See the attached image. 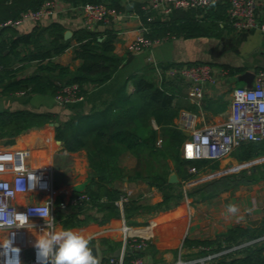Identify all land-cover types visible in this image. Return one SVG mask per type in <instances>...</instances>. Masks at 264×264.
<instances>
[{
    "label": "trees",
    "instance_id": "1",
    "mask_svg": "<svg viewBox=\"0 0 264 264\" xmlns=\"http://www.w3.org/2000/svg\"><path fill=\"white\" fill-rule=\"evenodd\" d=\"M46 1L0 0V96L25 93L55 98L64 86L71 84H77L78 94L86 96L88 85L106 83L125 62V57L115 52L117 32L109 27L103 30L80 27L66 38L67 28L59 21L39 22L28 32L5 25L28 11L40 9ZM62 1L71 6L103 2L117 11L128 7L124 0ZM148 1H133V4L148 29L147 36L152 39L221 37L232 25L229 0H215L207 9H176L164 19L143 7ZM71 47L74 59L81 61L75 68L55 60ZM159 65L162 71L160 81L155 78L157 66L150 64L140 74L131 75L122 87L94 103L87 113L74 108L72 114L62 117L59 112L52 111L0 110V140L12 143L29 129L59 122L53 126L55 139L60 140L69 152L87 151L93 181L83 193L90 196L93 207L102 213L98 221L104 223L122 216L116 204L122 191L114 183L124 176L130 180L146 181L163 192V199L155 204H142L138 199H130L124 207L128 223L137 224L135 216L146 210H169L184 198L183 185L195 174L189 168L196 166L199 170L209 163V159L183 155L187 135L175 122L182 108L175 100L186 92L189 83L181 76L166 74L168 68L182 64ZM32 66L35 67L28 72ZM228 68L231 74L244 69ZM132 80L135 90L130 93L127 87ZM64 106L71 108L70 104ZM127 152L137 158V165L132 169L120 162L121 156ZM234 154L239 160L257 157L264 154V142L244 143ZM217 166L213 164V167ZM173 171L180 179L178 183L169 181ZM251 171L252 175L231 173L203 182L187 194L193 201L206 200L241 184H253L264 178L263 169L256 167ZM78 194L80 192H74V195ZM61 201L59 197L57 203L60 205ZM70 207L69 210H58L66 228L83 225L93 218L90 213L93 207L74 204ZM183 246H201L200 255L223 252L214 258L212 264H264V220L259 225L233 226L213 239L187 237ZM110 249L114 250V247ZM129 253L136 254L137 251ZM130 254L126 255L124 264L131 263L133 256ZM112 255L113 251L109 252L102 264H110Z\"/></svg>",
    "mask_w": 264,
    "mask_h": 264
},
{
    "label": "crops",
    "instance_id": "2",
    "mask_svg": "<svg viewBox=\"0 0 264 264\" xmlns=\"http://www.w3.org/2000/svg\"><path fill=\"white\" fill-rule=\"evenodd\" d=\"M124 1L128 2V7L125 10L117 11L113 9L115 14L111 15L108 21L101 22L94 28L103 30L109 27L115 30L117 32L115 52L125 57V62L109 81L102 85H88L87 95L82 100L70 104L71 108L60 107L56 104L54 97L50 95L17 93L10 96H0V110L8 108L10 110L29 109L38 112L52 111L59 112L62 117L72 114L74 108L87 113L90 112L94 103L100 102L122 87L131 75L140 74L150 64L157 66L155 78L160 81L161 66L159 64L161 63L207 62L216 67L219 75H221V69L227 70L224 81H220L221 83L217 85L206 86L205 93L199 102L189 95V86L186 92L179 95L175 101L182 107L181 111L188 110L196 115L195 129L203 130L228 121L233 99V88L228 85L230 76L233 75L238 79L239 74L246 70H253L255 73L264 70L263 33L257 29L238 31L231 25L225 29L221 37L199 36L186 38L174 36L162 39L155 38L156 42L153 46L146 50L136 51L132 50L130 46L141 33L144 22L133 1L145 2L148 0ZM260 1L264 4V0ZM145 4H143V7ZM156 13L164 19L162 13ZM53 21L61 22L67 30L72 32L84 27L82 16L73 11L59 12L48 16L45 18L44 23L49 24ZM35 25V23L27 22L18 28L20 32H28ZM247 47L248 49H246ZM227 49L236 50L245 57L244 62L231 64L220 61L222 53ZM55 60L70 65L72 68L77 67L81 62L79 59H74V49L72 47L55 57ZM34 67L32 66V69ZM228 67H243L244 69L236 74H231ZM127 90L130 93L135 90L134 80L128 83ZM175 122L179 126V116L175 119ZM54 131V127L50 124L40 128H32L21 133L12 143L0 142V147L26 148L30 151L29 162L32 165L53 169L56 198L54 228L57 231L72 229L89 237L90 245L94 244L98 247L99 264H102L103 259L109 255V252L113 251V256H115L117 250H120L119 254L123 250L122 240L125 223L129 235L145 237L150 245L145 252H137L136 254H130L128 249L127 255H132L133 259L136 255H141L146 259L147 264H176L180 260L193 262L205 256L199 254L201 246H183L187 237L213 239L233 226L259 225L264 220V178L253 184L231 188L206 200L193 201L187 194L189 190L197 185L234 173V170L256 167L264 169V154L248 160H239L234 154L235 149L231 154L221 159H209V163L205 167L199 169L191 179L185 181L183 200L169 210H146L135 216L134 219L137 224L128 223L126 218L124 220L122 216L101 223L97 218L101 217L102 213L96 211V208L92 206L90 213L93 218L83 225L66 228L58 213L61 208L59 204L57 205L59 197L62 201L69 200L75 192L72 189L73 185L90 177L92 179L87 185L88 187L93 181V172L89 164L87 151L83 149L69 152L62 142L55 139ZM183 131L188 133L183 147V155H188L189 140L193 130L183 129ZM120 162L126 168L132 169L137 165V158L127 152L121 156ZM57 163L59 165V176L65 173L70 175V178L60 183H56L55 166ZM215 163L218 165L217 167H213ZM114 184L122 193L128 194L131 199H138L142 204H155L163 199V192L159 188L151 186L143 180H130L128 176H124L122 179H117ZM30 201H33V198L26 195L21 196L15 202L26 204ZM229 204L235 205L239 209L236 215L227 212ZM69 208L63 209L69 210ZM46 227L35 220L32 225L16 231V239L23 247V264H33L34 244L37 237L46 230ZM0 238H10V232L0 233ZM111 246L114 247V250L110 249ZM206 249H209V247H206Z\"/></svg>",
    "mask_w": 264,
    "mask_h": 264
},
{
    "label": "built area",
    "instance_id": "3",
    "mask_svg": "<svg viewBox=\"0 0 264 264\" xmlns=\"http://www.w3.org/2000/svg\"><path fill=\"white\" fill-rule=\"evenodd\" d=\"M213 0H149L145 9L160 12L168 17L176 9L202 8L207 9ZM229 15L232 25L238 31L260 30L264 35V4L260 0H229ZM73 11L83 18V26L94 29L99 23L106 22L114 13L105 3L87 2L78 6H71L62 0H48L38 10L28 11L18 20H10L5 25L22 26L27 22L44 23L45 18L59 12ZM148 29L142 25L141 33L132 42L130 48L140 51L146 50L156 42L147 36ZM1 68V66H0ZM162 72V71H161ZM169 76H181L189 83V95L200 101L205 93L206 86L219 84L224 81L227 70L221 69L218 74L216 67L207 62L185 63L168 68ZM79 86L71 84L64 86L55 96L59 105H67L82 100L78 94ZM230 119L223 124L211 126L203 130L195 129L196 115L188 110H182L179 115V127L193 130L190 142L191 155H184L194 159H221L231 154L235 149L247 142H264V70L255 73L252 86L244 84L232 91ZM30 151L26 148L0 147V208L12 221H0V233L10 232V238H0V264H23V247L16 239V231L33 224L38 220L41 224H54L51 219L44 220L33 213L31 209L42 206L41 202L49 201L50 215L54 218L56 204L53 169L45 166L32 165L29 162ZM191 173L198 168L191 166ZM20 182L24 191L17 190ZM30 196L33 201L18 204L15 201L21 196ZM130 196L122 193L116 204L122 211L125 220L124 207L130 201ZM72 204L92 208L91 198L87 193L80 192L69 200L62 201L60 207L68 209ZM25 214L28 219L17 214ZM123 250L119 256H111L110 264H124L128 249L130 251L145 252L149 247L147 238L138 235H129L127 224L124 225ZM17 249L19 251H17ZM221 253H209L202 258L186 262L180 260L176 264H212L214 258ZM33 264H42L37 258L34 248ZM143 256H135L131 264H147Z\"/></svg>",
    "mask_w": 264,
    "mask_h": 264
},
{
    "label": "clouds",
    "instance_id": "4",
    "mask_svg": "<svg viewBox=\"0 0 264 264\" xmlns=\"http://www.w3.org/2000/svg\"><path fill=\"white\" fill-rule=\"evenodd\" d=\"M215 0H213L214 4ZM17 190L24 191L20 182L17 183ZM40 207L31 209V211L45 221L54 218L51 217V205L49 201L41 202ZM239 209L232 204L227 206V212L236 215ZM28 219L25 214H17ZM0 221L5 223L12 222L5 214L3 208H0ZM46 230L39 235L34 244L37 250V258L42 264H99L98 259L92 254L90 248V238L72 229L55 230L54 224L46 223ZM17 251H19L17 249Z\"/></svg>",
    "mask_w": 264,
    "mask_h": 264
},
{
    "label": "rangeland",
    "instance_id": "5",
    "mask_svg": "<svg viewBox=\"0 0 264 264\" xmlns=\"http://www.w3.org/2000/svg\"><path fill=\"white\" fill-rule=\"evenodd\" d=\"M248 49V47L246 48ZM221 60L220 61H223V62H226V63H231V64H236V63H243L244 60H245V57H243L242 55H240L236 50H230V49H227L224 53H222V56L220 58ZM217 65V64H216ZM220 66V64H219ZM218 66V67H219ZM33 69L32 68H29L28 72L32 71ZM228 85L231 87V88H235L237 86H243L244 83L239 81L237 78H235L233 75L230 76V80H229V83ZM55 99V98H54ZM56 102V100H55ZM57 105H59L57 102H56ZM60 107H66L64 105H60ZM52 125V124H50ZM53 126V125H52ZM0 142H4V140H1ZM58 163L56 164V172H55V176L57 177L56 179V183H60L61 181H66L68 178H70V175L67 173L63 174L62 176H59L60 172H59V167H58ZM264 170V169H263ZM235 172L234 173H244L246 172L247 174H250L252 175V171H251V168H248V169H239V170H234ZM241 185H245V184H241ZM239 185V186H241ZM58 205V203H57ZM58 207V206H57Z\"/></svg>",
    "mask_w": 264,
    "mask_h": 264
},
{
    "label": "water",
    "instance_id": "6",
    "mask_svg": "<svg viewBox=\"0 0 264 264\" xmlns=\"http://www.w3.org/2000/svg\"><path fill=\"white\" fill-rule=\"evenodd\" d=\"M72 35H73V32L71 30H66V32H65V37L66 38H69ZM254 78H255V72L253 70H246L243 73L239 74V76H238V79L240 81L245 82L248 86H252ZM50 124H52L53 126H55V125H58L59 122H51ZM185 134L188 136V133H185ZM192 138L193 137L190 136V139H192ZM58 142H61V141L58 140ZM240 174H243V172L240 173ZM91 179L92 178L89 177L87 180L82 181L80 183H77V184L73 185V188H72L73 191H75V192H83L86 189V187L89 184V182L91 181ZM169 181L171 183H178L180 181L179 180V177H178V175H177L176 172L173 171L169 175ZM90 248L92 249V254L98 259V261L100 263L98 247L96 245L92 244V245H90ZM119 251L120 250H117L116 251V254H114V255L115 256H118L119 255Z\"/></svg>",
    "mask_w": 264,
    "mask_h": 264
},
{
    "label": "snow or ice",
    "instance_id": "7",
    "mask_svg": "<svg viewBox=\"0 0 264 264\" xmlns=\"http://www.w3.org/2000/svg\"><path fill=\"white\" fill-rule=\"evenodd\" d=\"M189 155H191V150H189Z\"/></svg>",
    "mask_w": 264,
    "mask_h": 264
}]
</instances>
